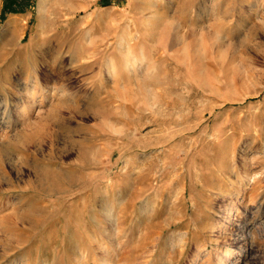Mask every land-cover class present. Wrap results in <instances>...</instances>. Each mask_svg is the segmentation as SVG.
Masks as SVG:
<instances>
[{"label": "rangeland", "instance_id": "374dc122", "mask_svg": "<svg viewBox=\"0 0 264 264\" xmlns=\"http://www.w3.org/2000/svg\"><path fill=\"white\" fill-rule=\"evenodd\" d=\"M0 0V264H264V0Z\"/></svg>", "mask_w": 264, "mask_h": 264}, {"label": "trees", "instance_id": "16d2710c", "mask_svg": "<svg viewBox=\"0 0 264 264\" xmlns=\"http://www.w3.org/2000/svg\"><path fill=\"white\" fill-rule=\"evenodd\" d=\"M23 11L24 7L18 6V0H4L2 17H5L8 13L17 14L22 13Z\"/></svg>", "mask_w": 264, "mask_h": 264}, {"label": "bare ground", "instance_id": "6f19581e", "mask_svg": "<svg viewBox=\"0 0 264 264\" xmlns=\"http://www.w3.org/2000/svg\"><path fill=\"white\" fill-rule=\"evenodd\" d=\"M223 264H235L234 262H231V259L229 256L226 257V260Z\"/></svg>", "mask_w": 264, "mask_h": 264}]
</instances>
